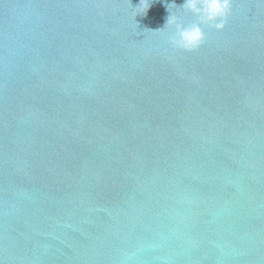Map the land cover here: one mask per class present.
<instances>
[{"label": "water", "instance_id": "obj_1", "mask_svg": "<svg viewBox=\"0 0 264 264\" xmlns=\"http://www.w3.org/2000/svg\"><path fill=\"white\" fill-rule=\"evenodd\" d=\"M140 2L0 0V264H264V0Z\"/></svg>", "mask_w": 264, "mask_h": 264}, {"label": "clouds", "instance_id": "obj_2", "mask_svg": "<svg viewBox=\"0 0 264 264\" xmlns=\"http://www.w3.org/2000/svg\"><path fill=\"white\" fill-rule=\"evenodd\" d=\"M140 3H142V0ZM178 7H182L192 13L197 17L198 22L184 26L178 22L176 16L169 14L164 27L166 25L175 26V31L168 38L175 48L191 51L200 46L204 40L201 24H206L217 30L224 27L226 18L231 10V0H184L183 4Z\"/></svg>", "mask_w": 264, "mask_h": 264}]
</instances>
